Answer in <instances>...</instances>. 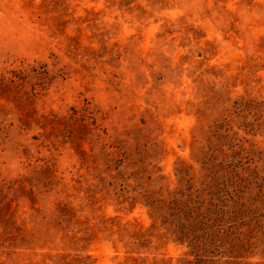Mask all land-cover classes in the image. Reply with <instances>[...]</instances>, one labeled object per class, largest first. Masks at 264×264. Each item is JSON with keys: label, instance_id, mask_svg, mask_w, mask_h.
<instances>
[{"label": "rangeland", "instance_id": "obj_1", "mask_svg": "<svg viewBox=\"0 0 264 264\" xmlns=\"http://www.w3.org/2000/svg\"><path fill=\"white\" fill-rule=\"evenodd\" d=\"M0 264H264V0H0Z\"/></svg>", "mask_w": 264, "mask_h": 264}, {"label": "trees", "instance_id": "obj_2", "mask_svg": "<svg viewBox=\"0 0 264 264\" xmlns=\"http://www.w3.org/2000/svg\"><path fill=\"white\" fill-rule=\"evenodd\" d=\"M210 211L208 210V213H209ZM210 219L209 218H206V216H203V221H204V223H207L208 221H209ZM206 221V222H205ZM198 224L196 223L194 226H197ZM193 229V228H192ZM205 233H206V235L208 236L209 234H210V227H208L207 228V230L205 231ZM202 239H204V241L206 240H208L209 239V236L208 237H206V238H204V234H203V236H202ZM192 242H193V240H191ZM198 246V245H197Z\"/></svg>", "mask_w": 264, "mask_h": 264}]
</instances>
